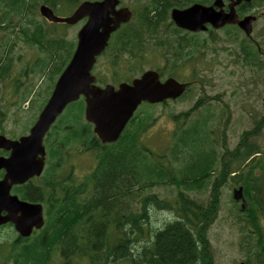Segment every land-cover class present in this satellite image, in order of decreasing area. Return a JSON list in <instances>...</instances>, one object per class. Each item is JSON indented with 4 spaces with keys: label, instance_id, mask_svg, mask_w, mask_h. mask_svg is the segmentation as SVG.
<instances>
[{
    "label": "trees",
    "instance_id": "obj_1",
    "mask_svg": "<svg viewBox=\"0 0 264 264\" xmlns=\"http://www.w3.org/2000/svg\"><path fill=\"white\" fill-rule=\"evenodd\" d=\"M82 1L0 0V30L5 33L8 30L14 31L11 27L13 21L9 18L13 15L27 18L29 13L35 12L34 9L38 7L39 2L56 10L70 5L75 8ZM204 1L136 0L137 3L145 2V4H139V8L132 9L133 18L130 23L123 26L125 30L122 35L113 34L104 53L107 55L109 52V80L103 79L101 74L96 75L98 84L104 86L130 82L145 71L141 69L142 63L150 56H157L155 50L162 54L173 50V60L183 61L191 50H187L190 46L186 47V39L182 44L177 39V32L180 33L182 30L172 22L171 11L175 8H184L190 3ZM23 22L25 25L21 27V32L24 37L14 32L16 39H13V42L17 44V39L22 38L27 45L35 47L38 52L46 53L44 54L46 59H40L38 56L31 63L35 62V68L38 66L40 71L52 69L51 76L54 77L50 76L52 81L48 89L50 95L56 77L62 73L75 51L76 40H69L64 35L51 37L49 31L40 23L36 21L30 23V20ZM53 25L55 30L59 31L56 24ZM150 38L153 39V50L147 51L145 55L146 42ZM173 38L177 40L174 42ZM14 47L13 45L9 50L5 48L0 50V84L10 73ZM123 52L129 53L130 59H134H131L125 67L129 69L128 73L122 72L119 75L117 67L123 68L121 62L126 64ZM149 66L158 70L161 77L166 76L162 67L154 66L153 63ZM29 69L34 68L27 66L26 70ZM168 77L182 79L178 72H171ZM31 90L20 93L22 98L19 99L20 105L21 102L23 104L29 102ZM198 104L189 111L175 114L174 118L187 119L196 110ZM153 107L154 105L151 104L146 106V108ZM1 111L0 107L2 115ZM84 114V98L71 103L64 110L45 137L48 160L43 175L13 187V193L21 199L43 205L45 224L42 228L34 230L29 237L19 235L10 223L2 226L0 234L4 231L3 237L6 239L0 241V264L206 262V259L210 260L212 257V250L201 231V225L208 222L211 209L202 202L190 199L184 190L197 189V184L201 180L206 182L213 180L217 184L225 183L231 174L237 171L233 168L238 166L242 172L234 174L236 176L234 180H238L239 185H244L245 197L248 200L247 208H240V214L252 228L248 234L254 237L260 248L255 249L251 237L246 238L243 243L255 249V252L252 247L248 249L249 257L252 258L256 253L257 263L264 264V220H262L264 218V148L251 141L264 127V116L252 130L245 131V136L239 144L240 151L235 157L234 152L237 148L232 153L218 158L216 151L212 149V138L208 129H206L208 137L204 134L208 139L207 143H201L200 126L194 125L192 121L185 128H178L175 131L172 147L164 157L169 162L164 163L152 158L149 154L153 152L141 141V136L152 124L148 120H154L151 111L142 116L138 110L119 140L113 144L102 143L95 134L93 125L84 120ZM203 124H206L205 119ZM14 130L16 128L12 131ZM193 132L195 137H191ZM0 133L7 135L10 132L5 129L4 124H0ZM140 142L143 144L141 147ZM68 149L94 151L97 165L94 166L93 171L77 181L74 180L73 173L69 174V178L60 175L59 168L67 159ZM183 159H186V164L178 167L177 163L182 162ZM226 159H236L232 162L233 170L228 168ZM3 174L4 172L0 171V177ZM189 177L193 179L190 181ZM172 185L177 186L178 192L177 198L170 202H175L176 206H172L167 199H162L153 191L154 188ZM152 206L173 211L175 216L161 229L152 231L149 238L145 231L150 228L149 209ZM145 222L149 228L145 227Z\"/></svg>",
    "mask_w": 264,
    "mask_h": 264
},
{
    "label": "rangeland",
    "instance_id": "obj_2",
    "mask_svg": "<svg viewBox=\"0 0 264 264\" xmlns=\"http://www.w3.org/2000/svg\"><path fill=\"white\" fill-rule=\"evenodd\" d=\"M139 4H145V2L137 3L136 0H123V5L131 9L139 8ZM41 5L47 4L39 2L38 7L34 9L35 12L29 13V16L25 19L22 15H13L12 18H9L10 21H13L11 27L14 28V31L8 30L5 33V31L0 30V50L3 48L9 50L11 46H15L12 48L13 60L10 73L6 76L8 78L0 84V107L2 109L0 124H4L5 129L10 132L7 136L11 138L23 136L30 131L42 110L43 103L50 96L48 89L49 84L52 82L50 78L52 69L48 68L45 71H40L38 66L35 68V62L31 63L38 56L40 59L45 58L44 54L46 53L38 52L35 47L27 45L22 38L17 39V44H14L13 39H16L14 32H17L20 37H24L21 32V27L25 25L23 21L30 20V23L32 21L40 23L44 29L49 31L51 37L64 35L67 39H75L77 42V34L84 24L83 20L68 26L64 23H54L59 29L57 31L53 24L45 21L40 15L39 8ZM191 5L192 3L187 6ZM73 7L72 5L59 7V9L54 11L59 16H69L76 8ZM262 32H264V16L259 19L258 26H254L253 36L262 35ZM200 36L201 40L203 37L205 38L206 41H202L206 43V46L198 48V45L196 46V43H194V45L190 46L191 52L186 55L183 61L175 62L173 60V50L166 51L163 54L155 50L157 56H150L148 59L146 58V62L142 63L141 69L143 70L153 69L152 66H149V64L153 63L154 66L162 67L166 75L169 76L171 72H178L184 82L190 83L189 91L181 99L168 101L166 105L157 104L153 108H146L150 104L143 103L138 108L139 114L142 116L148 111L153 113L152 118L154 120H148L152 124L141 136V141L153 152V154H149L152 158L164 163L169 162L164 157L172 147L175 131L178 128H185L192 121L194 125L200 126L201 137H199L201 143H207L208 139H206V136L208 137V135L206 134V129H208L212 138V149L216 151L218 158L232 153L237 148L234 152L235 157L240 151L239 144L245 136V131L252 130L264 116V66L259 69L255 65L244 63L243 57L240 60H236L235 57L226 59L224 57L227 54L223 51L224 42L214 43L208 35H202V33L196 34L195 39ZM177 39L173 38V41L175 42ZM152 41L153 39L150 38L146 42L145 55L147 51L153 50ZM227 44L228 47L235 49L230 48L232 51L240 54L239 48L242 47L235 41H228ZM261 45L264 51V40L262 37ZM210 46L222 48L220 53L223 56V60L217 65L210 62ZM128 54L122 53L123 57H126L124 58L126 64L121 62L123 68L117 67L119 75L122 72L127 74L129 71L125 67L134 58L130 59ZM98 60L99 63L94 69V74H101L103 79L109 80V52ZM27 66L34 69L26 70ZM134 73L139 72L134 71ZM51 77L53 78L54 76ZM24 90L28 92L31 90L32 92L28 99L29 102L25 104L21 102L20 105L19 99H22L20 98V93H23ZM197 103L199 104L196 110L187 119L174 118L175 114L189 111ZM204 119L206 124H203ZM84 120L86 121L85 118ZM15 128L16 130L12 131ZM191 137H195L194 132ZM251 141L264 148V127ZM142 142H140V147L143 146ZM66 152H68L67 159L59 168V173L63 177L69 178V174L73 173L74 180L77 181L81 177L84 178L86 174L91 173L94 166L97 165L94 151L86 152L83 149H68ZM235 160L226 159L230 170L232 169V162ZM219 162L218 160V166L220 167ZM185 164L186 159L177 163L178 167H182ZM239 168L240 166L233 168L237 171L231 174L225 183L219 182L217 184L213 180L209 182L201 180L197 184V189L184 190L190 199L202 202L208 205V209H211L207 218L208 222L201 225V231L207 238L208 246L212 250V257L210 260L206 259V262H200L199 264H262L257 263L255 260L256 253L252 258L249 257L247 251L252 246L243 243L246 238L251 237L255 244V249L260 248L254 241V237L248 234L252 228L241 217L240 208L243 207L244 202L242 203L234 198V190L239 188L243 189V196L245 197L244 185H239L240 182L234 180L236 177L234 174L242 172ZM188 179L191 181L193 178L189 177ZM153 191L158 193L162 199H167L168 202L170 200L174 201L178 192L176 185L154 188ZM245 200L246 205L243 209H246L248 205L246 197ZM170 203L172 206H176L175 202ZM149 211L150 228L145 222V227L149 228L145 232L146 236L150 238L152 231L161 229L169 220L173 219L175 214L173 211L159 209L154 206L150 207ZM3 234L4 231L0 234V241L6 239ZM143 241H145V238ZM254 247L252 248L255 252Z\"/></svg>",
    "mask_w": 264,
    "mask_h": 264
},
{
    "label": "water",
    "instance_id": "obj_3",
    "mask_svg": "<svg viewBox=\"0 0 264 264\" xmlns=\"http://www.w3.org/2000/svg\"><path fill=\"white\" fill-rule=\"evenodd\" d=\"M119 5L120 0H85L66 17L57 15L47 5L40 6L41 15L50 22L74 25L85 18L87 21L78 32L71 60L58 77L29 134L17 140L0 134V149L9 151L8 156H0V170H4L0 179V227L12 223L20 235L28 237L34 229L44 226L43 205L21 200L12 194V189L42 175L47 154L45 136L70 103L84 97L86 120L93 124L103 143L111 144L120 138L141 103H159L177 98L185 91L186 84L172 78L163 82L159 72L153 69L117 88L111 84L97 85L92 73L97 58L108 46L112 33L133 16L129 7L118 8ZM172 18L178 26L191 31L205 30L210 22L215 27L238 23L248 35L252 33L253 17L238 21L234 10L219 14L210 7L194 4L183 10L173 9ZM234 198L242 199L243 207L246 205L242 188L234 190Z\"/></svg>",
    "mask_w": 264,
    "mask_h": 264
},
{
    "label": "flooded vegetation",
    "instance_id": "obj_4",
    "mask_svg": "<svg viewBox=\"0 0 264 264\" xmlns=\"http://www.w3.org/2000/svg\"><path fill=\"white\" fill-rule=\"evenodd\" d=\"M234 3L236 4L232 6ZM192 4H200L206 7H210L214 12L219 14H227L234 10L238 16V21H242L247 17H253L252 33L251 35H248L238 23H228L222 27H215L210 22L206 23L205 30L191 31L178 26L176 22L171 18L172 22L182 30H179L180 33L177 32V38L179 41H181V44L183 40L186 39V47L194 45V43H196V46L198 45V48L206 46V43L202 41L205 40L204 37L202 40L201 36L195 39L196 34H206L214 43L220 41L224 42L223 51L225 52V54H227V56L224 58L230 59L232 57H235L236 60H240L243 57V60L245 61L244 63H250L251 65H255L259 69L264 66V51L261 45V37L264 40V32H262V35H257L256 37L253 36L254 26H258L259 19L264 16V0H205L204 2H195ZM120 6L123 5L120 4ZM191 6H186L180 9H186ZM126 24L127 23L122 24L116 30V36L118 34L122 35L123 31L125 30L123 26ZM129 31H132V29H129ZM228 41H235V43L242 47L239 48L240 54L230 49L233 47H228ZM209 49L211 54L210 62L214 65L222 62L223 56L220 53L222 48H219L218 46H210ZM187 50L190 51L191 49L187 48ZM8 154L9 152L0 149V156H8Z\"/></svg>",
    "mask_w": 264,
    "mask_h": 264
}]
</instances>
